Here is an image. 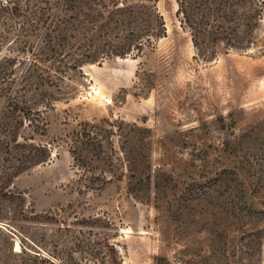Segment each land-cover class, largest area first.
Instances as JSON below:
<instances>
[{
  "label": "rangeland",
  "instance_id": "obj_1",
  "mask_svg": "<svg viewBox=\"0 0 264 264\" xmlns=\"http://www.w3.org/2000/svg\"><path fill=\"white\" fill-rule=\"evenodd\" d=\"M157 7L167 30L151 50L86 64L42 109L48 127L37 142L51 154L14 178L18 198L0 200V252L20 250L21 240L32 246L30 238L45 248L68 225L74 235L108 237L124 264H264V232L254 249L249 237L264 231V14L256 45L220 44L211 55L195 46L177 0ZM13 24L0 18V56L13 54ZM86 121L115 130L108 182L90 181L71 152ZM129 131L151 146L139 151L150 155L151 181L137 191L121 148Z\"/></svg>",
  "mask_w": 264,
  "mask_h": 264
},
{
  "label": "trees",
  "instance_id": "obj_2",
  "mask_svg": "<svg viewBox=\"0 0 264 264\" xmlns=\"http://www.w3.org/2000/svg\"><path fill=\"white\" fill-rule=\"evenodd\" d=\"M34 1V2H33ZM159 0H6L0 18L17 29L9 52L0 56V200H15L10 190L14 178L48 161L50 149L37 142L45 135L47 123L40 122L42 109L63 98L69 83H77L86 64L101 63L109 57L138 58L166 35V23ZM179 15L192 34L195 46L204 54H215L220 44L247 49L259 42L258 29L264 14V0H177ZM13 24V25H14ZM19 67L21 69H19ZM108 123H114L110 119ZM137 132L138 126L130 125ZM29 130V134L26 132ZM115 130L103 122L86 121L75 130L71 148L75 162L90 181L113 179L107 171L114 166ZM121 146L126 154L130 191L151 181L150 155L139 156L149 143L124 134ZM141 142V143H140ZM226 145V143H225ZM144 182V183H143ZM89 185V183L87 184ZM232 202H226V205ZM252 208V206H251ZM242 208V214L261 210ZM48 221L56 219L45 216ZM52 219V220H51ZM57 222V221H56ZM84 223L76 222L75 224ZM249 235L261 239L264 231ZM70 226L58 227L44 248L32 238L22 240L21 249L0 252V264H124L117 246L108 237L97 240L71 234ZM163 263L166 255H158Z\"/></svg>",
  "mask_w": 264,
  "mask_h": 264
}]
</instances>
